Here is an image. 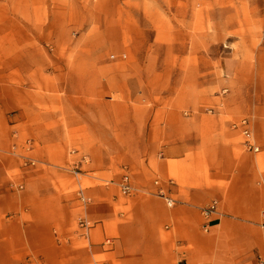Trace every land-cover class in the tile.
Returning <instances> with one entry per match:
<instances>
[{
	"label": "crops",
	"instance_id": "crops-1",
	"mask_svg": "<svg viewBox=\"0 0 264 264\" xmlns=\"http://www.w3.org/2000/svg\"><path fill=\"white\" fill-rule=\"evenodd\" d=\"M33 53L19 51L22 65L0 62V264H264L261 66L233 51L219 90L217 69L203 72V61L170 84L175 75L155 72L150 57L145 71L111 75L101 57L59 72L56 59ZM110 80L122 96L114 104L99 99ZM242 120L256 152L244 146ZM70 143L143 145L127 150L128 172L151 195L125 196L120 180L63 187L67 163L51 167L49 150ZM25 158L38 165L24 166ZM156 179L173 207L153 195ZM79 217L93 223L89 230L74 226Z\"/></svg>",
	"mask_w": 264,
	"mask_h": 264
},
{
	"label": "rangeland",
	"instance_id": "rangeland-1",
	"mask_svg": "<svg viewBox=\"0 0 264 264\" xmlns=\"http://www.w3.org/2000/svg\"><path fill=\"white\" fill-rule=\"evenodd\" d=\"M51 22L56 30L51 31ZM167 39L174 40L176 46L167 47ZM194 40L198 45L193 46ZM24 47L37 57L56 59L59 72L65 63L78 62L89 54L103 59L107 74L141 72L145 71L146 57H150L155 72L175 75L170 84L178 82L179 75L191 66L199 69L203 61V72L211 64L217 69L216 85L223 90L227 63L236 61L231 59L233 51L239 56L242 53L247 63L261 66L264 74V0H0V62L9 57L18 64L17 56ZM108 83L100 101L119 102L120 92L114 90L113 80ZM106 115L107 124L111 117ZM130 146L136 150L143 145L70 143L60 151L53 147L49 150L54 156L51 167L67 163V169L78 172L64 175L68 180L58 176L63 187L75 190L111 185L120 179L99 172L115 170L120 178L129 170L126 155ZM57 154L62 158L55 159ZM81 156L87 157L88 163L74 169L72 163ZM43 169L57 171L47 166ZM139 195L151 194L138 189L133 196ZM80 219L84 218L75 219V227Z\"/></svg>",
	"mask_w": 264,
	"mask_h": 264
},
{
	"label": "built area",
	"instance_id": "built-area-1",
	"mask_svg": "<svg viewBox=\"0 0 264 264\" xmlns=\"http://www.w3.org/2000/svg\"><path fill=\"white\" fill-rule=\"evenodd\" d=\"M247 121L246 120H242L240 122V125L239 127L241 128H244L243 130V135L245 137V142H244V146L248 149V150H253V151H257V148L254 147V145L251 144V137H250V132L246 129L247 128ZM236 127V125H235ZM26 146H28V149H31L32 147V144L30 142H27L26 143ZM10 154L11 156L13 157H16L17 156V153H16V148L15 146H12L11 147V150H10ZM26 160L24 161V166L26 167H35L36 166V162L29 159V158H25ZM79 160L78 161H74L72 163V165L74 166V169H77L79 167V165H86L88 163V159L87 157L85 156H81L78 158ZM68 172H73V174L75 175H78V172L76 171H72V168L70 169H66ZM118 187L120 188L121 190V193L125 196H132L134 195L136 192H138V190L136 188L133 187V185L131 184V177H130V174L128 171H125L121 178H120V181L117 183ZM154 185L157 187V196L163 198L165 200V203L168 207H173V201L169 198H167L165 196V192L164 190L161 188V182L156 180L154 182ZM214 208H215V203L212 204V206H210L208 209H206L204 211V213L206 215L212 213L214 211ZM78 228L80 229H83L85 231L89 230L91 228V223L89 221H87L86 219H80L78 221Z\"/></svg>",
	"mask_w": 264,
	"mask_h": 264
}]
</instances>
